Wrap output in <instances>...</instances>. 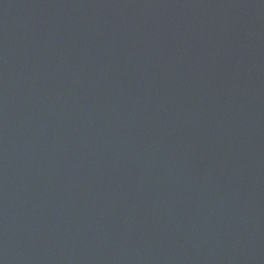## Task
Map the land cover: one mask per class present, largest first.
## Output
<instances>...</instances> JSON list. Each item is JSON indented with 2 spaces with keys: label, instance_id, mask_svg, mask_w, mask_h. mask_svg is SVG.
Instances as JSON below:
<instances>
[{
  "label": "water",
  "instance_id": "obj_1",
  "mask_svg": "<svg viewBox=\"0 0 264 264\" xmlns=\"http://www.w3.org/2000/svg\"><path fill=\"white\" fill-rule=\"evenodd\" d=\"M0 264H264V0H0Z\"/></svg>",
  "mask_w": 264,
  "mask_h": 264
}]
</instances>
